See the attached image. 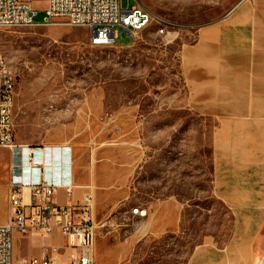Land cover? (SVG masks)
<instances>
[{"label":"rangeland","instance_id":"374dc122","mask_svg":"<svg viewBox=\"0 0 264 264\" xmlns=\"http://www.w3.org/2000/svg\"><path fill=\"white\" fill-rule=\"evenodd\" d=\"M31 1L42 22L46 1ZM242 1L121 0L123 8L139 3L170 25L160 32L162 23L154 21L134 39L118 27L113 46H93L88 28L69 24L0 27L2 52L17 71V142L72 143L79 183L89 180L80 189L93 192L96 214L137 209L153 199L181 205V227L147 238L127 264H187L197 246H223L235 234L233 209L214 177V134L221 124L214 110L221 105L199 102L214 87L199 84L188 51L203 45L205 29ZM134 146L141 149V169L133 198L121 204L104 194L113 171L101 166V156L124 159ZM10 162L3 150L0 223L9 214ZM17 255L15 243V264H22Z\"/></svg>","mask_w":264,"mask_h":264},{"label":"crops","instance_id":"0c3cea01","mask_svg":"<svg viewBox=\"0 0 264 264\" xmlns=\"http://www.w3.org/2000/svg\"><path fill=\"white\" fill-rule=\"evenodd\" d=\"M202 44L188 51L189 66L196 64L199 84L204 80L214 87L213 94L202 96L199 102L221 105L220 111L214 110L221 120L214 134V177L219 196L233 209L235 234L223 246L215 242L197 246L187 264L203 260L204 264H264V0H243L230 16L205 29ZM40 144L70 145L75 159L73 199L79 201L87 193L94 197L93 192L80 189L89 187V180L85 185L79 183L72 143ZM101 159V166L113 171L112 186L105 187L106 198L126 204L135 194L141 149L134 146L124 159L105 154ZM56 200L69 202L66 188L59 189ZM136 208L138 213L135 207L117 213L94 212V264H127L147 238L162 237L181 227L182 207L171 198L153 199ZM15 243L22 264L40 256L46 246L60 247V264L70 263L71 248L59 232L17 234Z\"/></svg>","mask_w":264,"mask_h":264},{"label":"built area","instance_id":"2783aa9c","mask_svg":"<svg viewBox=\"0 0 264 264\" xmlns=\"http://www.w3.org/2000/svg\"><path fill=\"white\" fill-rule=\"evenodd\" d=\"M46 16L38 22L39 9L31 0H0V27H36L75 24L88 20L93 46L116 45L118 27L132 38L154 21L162 23L166 32L170 23L157 18L139 3L131 9L121 6V0H45ZM0 46V153L10 155L8 184L9 214L0 224V264H15V237L38 232L43 236L59 232L71 248L69 264H94L96 222L94 199L84 194L75 201L76 187L72 147L19 143L15 137V97L17 71L9 60L2 65ZM66 188L68 201L56 200L59 189ZM135 213L139 209H134ZM141 210L140 214H143ZM61 248L46 246L40 256L24 264H60Z\"/></svg>","mask_w":264,"mask_h":264},{"label":"bare ground","instance_id":"6f19581e","mask_svg":"<svg viewBox=\"0 0 264 264\" xmlns=\"http://www.w3.org/2000/svg\"><path fill=\"white\" fill-rule=\"evenodd\" d=\"M161 24V23H160ZM71 26H75V24H69ZM80 27H88V20H80ZM162 28L160 29L161 32ZM102 46H110V45H102ZM2 65H9V62L5 55L2 52Z\"/></svg>","mask_w":264,"mask_h":264}]
</instances>
